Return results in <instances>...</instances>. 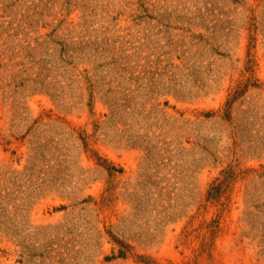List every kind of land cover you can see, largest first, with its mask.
<instances>
[{
	"label": "rangeland",
	"instance_id": "rangeland-1",
	"mask_svg": "<svg viewBox=\"0 0 264 264\" xmlns=\"http://www.w3.org/2000/svg\"><path fill=\"white\" fill-rule=\"evenodd\" d=\"M0 264H264V0H0Z\"/></svg>",
	"mask_w": 264,
	"mask_h": 264
}]
</instances>
